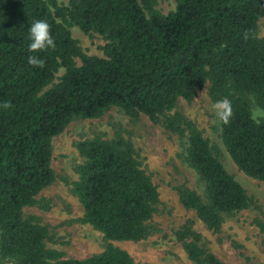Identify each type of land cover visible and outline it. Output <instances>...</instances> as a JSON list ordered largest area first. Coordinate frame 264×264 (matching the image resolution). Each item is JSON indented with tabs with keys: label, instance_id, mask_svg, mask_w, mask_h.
Segmentation results:
<instances>
[{
	"label": "trees",
	"instance_id": "obj_1",
	"mask_svg": "<svg viewBox=\"0 0 264 264\" xmlns=\"http://www.w3.org/2000/svg\"><path fill=\"white\" fill-rule=\"evenodd\" d=\"M158 0H0V255L14 264H137L109 246L87 258H65L47 247L49 230L24 209L56 180L53 139L77 118H100L117 107L142 114L185 136L188 160L205 183V196L178 190L183 205L209 229L224 215L250 205L245 187L215 155L198 127L174 110L210 83L214 103L228 104L222 140L236 165L264 183V117L256 119L247 95L264 109V38L258 25L264 0H177L167 14ZM61 19V20H59ZM35 20L50 26L55 47L29 52ZM68 22L102 35L103 56L90 55ZM34 56L43 66L28 63ZM80 59L81 64L77 60ZM61 69L64 74L58 76ZM8 104L7 108L3 105ZM227 111L223 107V112ZM84 161L73 189L83 221L108 240L140 241L160 200L133 144L123 137L80 141ZM195 264H227L208 250L194 221L177 232Z\"/></svg>",
	"mask_w": 264,
	"mask_h": 264
},
{
	"label": "rangeland",
	"instance_id": "obj_2",
	"mask_svg": "<svg viewBox=\"0 0 264 264\" xmlns=\"http://www.w3.org/2000/svg\"><path fill=\"white\" fill-rule=\"evenodd\" d=\"M57 1L60 5H69V0ZM156 7L167 14L176 9L177 0H158ZM66 25L85 52L104 55L106 40L102 35L87 34L70 22ZM258 36L264 38V18L259 22ZM77 62L81 64L80 59ZM64 71L61 69L58 76ZM209 88L210 83H206L192 101L180 98L176 108L166 116L179 112L198 127L215 155L245 187L250 197L248 208L224 215L219 231L209 229L193 210L183 205L178 193L180 188H189L205 196V183L188 160L189 131L181 136L168 130L163 123L165 115L154 122L144 114L133 118L112 107L100 118L73 120L53 139L52 166L56 180L42 190L36 204L24 209L25 217H36L48 228L47 247L64 253L65 258L83 259L113 245L127 250L137 264H195L177 235L188 220H193L204 246L225 263L264 264V183L247 175L231 158L222 140V119L218 115L223 112L224 103H214ZM247 97L254 117H264V109L256 99L252 95ZM95 137H123L130 141L143 168L158 187L160 200L149 222L152 230L140 241L108 240L101 231L82 220L84 208L73 189V183L79 178L78 165L84 161L77 145ZM0 264L14 263L0 255Z\"/></svg>",
	"mask_w": 264,
	"mask_h": 264
},
{
	"label": "clouds",
	"instance_id": "obj_3",
	"mask_svg": "<svg viewBox=\"0 0 264 264\" xmlns=\"http://www.w3.org/2000/svg\"><path fill=\"white\" fill-rule=\"evenodd\" d=\"M28 40L29 52L43 51L55 47L54 39L50 33V26L44 20H35L30 24L28 29ZM28 63L34 66H43V62L34 56L28 57ZM223 106L227 111L220 112L218 115L221 119L227 122V115L230 109L228 108L226 101ZM3 107L7 108L8 104H4Z\"/></svg>",
	"mask_w": 264,
	"mask_h": 264
}]
</instances>
